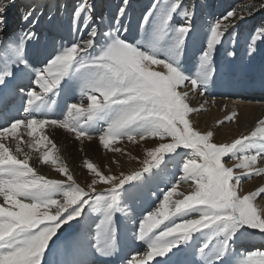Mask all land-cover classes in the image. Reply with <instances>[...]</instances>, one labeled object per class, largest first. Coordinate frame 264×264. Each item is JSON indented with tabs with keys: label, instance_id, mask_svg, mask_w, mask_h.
Returning a JSON list of instances; mask_svg holds the SVG:
<instances>
[{
	"label": "snow or ice",
	"instance_id": "6c2138e0",
	"mask_svg": "<svg viewBox=\"0 0 264 264\" xmlns=\"http://www.w3.org/2000/svg\"><path fill=\"white\" fill-rule=\"evenodd\" d=\"M128 4L129 0H122L112 25L105 29L90 24L93 6L81 0L72 14L73 29L81 39L51 51L38 46L29 50L36 39L30 29L39 22L33 11L22 16L29 30L15 40L6 35L8 7L0 5V264H43L50 241L66 225L65 231L74 233V238L64 264H90L86 253L112 264L111 258L121 251L124 218L130 215L123 204L160 185L165 190L158 208L142 214L128 229L132 244L139 241L147 250L126 264H149L157 257L164 259L156 264H264V251L237 250L246 239L258 237L264 242V203L260 202L264 186L240 194L246 179L264 176V167L258 166L264 161V119L250 134L221 144L211 142L213 132L201 133L190 119L199 111L190 106V93L203 96L210 84L221 83L223 69L213 57L222 51L217 46L225 33L236 26L226 22L245 17L227 11L207 26L205 36L194 19L197 4L163 0L143 13L137 25L142 36L135 39L124 22ZM259 7L264 8V3ZM178 9L184 23L173 25ZM254 10L256 5H249L247 14ZM85 29L87 38H83ZM256 31L264 35V27ZM193 49L199 53L198 63L196 53L189 56ZM76 89L80 103L68 105L64 119L51 118L49 94L67 97ZM17 90L22 93L21 117L11 116L7 108ZM236 115L233 111L228 119ZM101 123L106 127H94ZM45 125L75 132L77 139L91 140L98 133L106 149L125 139L158 138L160 143L147 152L142 171L130 175H105L85 161L93 175L81 187L65 165L57 164L58 157L52 158L51 150L42 154V160L47 164L51 159L64 180L46 179L29 166L18 129L23 126L30 137L28 147L55 150L43 135ZM9 138L17 141L15 151L5 143ZM170 163L181 173L178 178L164 175ZM100 184L105 187L97 192ZM182 184L189 185V194L177 191ZM174 195L182 198L172 200ZM93 212L96 219L90 215Z\"/></svg>",
	"mask_w": 264,
	"mask_h": 264
},
{
	"label": "bare ground",
	"instance_id": "6f19581e",
	"mask_svg": "<svg viewBox=\"0 0 264 264\" xmlns=\"http://www.w3.org/2000/svg\"><path fill=\"white\" fill-rule=\"evenodd\" d=\"M31 1H34V3H30ZM0 0V5H6L8 7L7 11V17H8V29L6 35H11L12 38L15 40L16 37H18L23 31H27L30 29V26L26 24L22 20V16L28 12L33 11V16L37 14L39 18V22L35 25V27H31L30 30L34 31L36 33V39L31 42L29 45V50H33L35 47V44L40 43L41 49H47L48 51H51L53 47H56L57 49L61 48L62 46L66 45L68 41L73 42L76 39H81V35L74 31L73 24H72V13L70 14L68 10H71V5H68L66 7L67 10H65V19L68 20L65 22L63 26H58L57 24H61L59 20L53 16L54 8H56V0ZM25 2L26 4H24ZM44 2V3H43ZM49 4H48V3ZM28 3V4H27ZM66 5V4H64ZM64 7V6H63ZM100 9L97 8V10L92 11L94 15H91L90 24H97L104 27H109L112 25L113 20L117 14V9L114 11L115 16L113 18H110V13L106 11L105 13L100 14ZM47 13V15H40ZM52 13L51 15H49ZM91 13V14H92ZM87 13L82 14L80 18V22L82 23ZM105 15L107 17V22L103 21L102 24H99V21H95V18L97 17H104ZM36 16V17H37ZM69 16V18H68ZM35 17V16H34ZM51 18V19H50ZM71 22H70V20ZM132 30V35H135L134 29L131 27V24H128ZM86 29L84 30L83 38L86 37ZM123 34V33H122ZM40 38V39H39ZM68 45V44H67ZM38 46V45H37ZM37 67H40L42 65H36ZM27 83V82H25ZM258 85V86H256ZM190 86V85H189ZM241 86V85H240ZM254 88H250L249 85L237 87V85L234 86H227L222 87V91H220L221 96L231 97L227 100H205L200 95H197V93H190L189 95V104L191 107H195L199 109V111H203L202 113L198 114L199 111L192 113L190 115V119H192L195 123L196 129L199 130H212L213 137L220 141V143L227 141L228 139H236L242 135H248L251 131L255 130L258 121L261 119H264V102L259 104L255 100H243V98H240V96L244 94L245 90L250 89H259L254 92H250V95L255 96L256 92L264 93V84H259V81L256 80L254 83ZM39 90V89H37ZM255 98V97H254ZM256 99V98H255ZM55 100L56 103L52 104L51 101ZM87 102L86 100L84 103ZM71 103H80V95H79V89H76L71 95L65 97L63 95L52 97L50 95L49 100V113L48 115L51 118H65L67 116V107ZM59 108V111L57 112L55 109ZM11 113H15V109H10ZM235 111L237 113V116L233 118L232 122L228 117L231 116V113ZM83 122V121H82ZM222 122V123H218ZM227 122H229L227 124ZM88 127L87 124H85V127ZM96 128L104 127L101 126V124L94 125ZM19 133H22L21 139L19 141L22 151L27 153L30 157L29 159V166L33 167L36 172H46L51 171L50 174H53V168H51L53 165L52 160L50 159L49 162L46 164L47 166L42 165V154L45 151H52L53 152V159H56L57 156L60 157V162L65 163L69 171L72 173L74 178L80 179V184L83 183V181L87 182L89 181V174H92L88 172L86 168L85 161L93 163L95 166H97L103 174H117L123 172V170H127L131 168L133 163V159L136 155H139L142 151L136 147V143L127 144L128 146L125 147V151L129 152L128 156H125L124 154H120L121 152L114 151L115 146L109 145V148H104L103 144H101L100 140H89L87 137L76 139L75 134L73 132L69 133L67 130H64L62 128H59L57 126H51V125H45V128L43 129V135L47 136L48 139H50L53 143L56 145V149L52 150L51 146L50 148H47L48 146H41L39 150L33 149L28 147L27 141H29L30 137L27 136L25 129L23 130L18 129ZM98 134V133H93ZM37 135H40L38 133ZM99 136V135H98ZM29 138V139H27ZM94 138V136L92 137ZM150 139V138H149ZM14 141V140H13ZM11 141V138H9L7 141H5L6 144H8L13 151H15V147L17 144L16 142ZM123 140L116 141V143H119ZM127 142L126 140H124ZM129 142V141H128ZM155 141L148 144V146H152ZM126 145V144H125ZM131 145V146H130ZM47 148V149H46ZM34 150V151H32ZM115 152V153H114ZM120 154V155H119ZM20 159H23L24 157L21 155L19 157ZM57 160V162H59ZM44 163V162H43ZM259 167H264V161H262L260 164H258ZM48 173V172H47ZM49 174V175H50ZM255 179L252 181L253 185L252 187L257 188L264 186V176H254ZM77 180V181H78ZM87 184V183H86ZM83 183V185H86ZM0 203H3V198L0 197ZM253 240V238H251ZM257 240V239H255ZM258 241V240H257ZM255 242V241H254ZM259 242V241H258ZM260 244V243H259ZM121 251L120 255L127 250H131L132 252H137V254L134 256L137 259H139L142 255L141 251L143 252L146 249V246H144L141 242L136 241L133 245L130 239V236L126 235L124 232L121 234ZM264 249V245L261 246ZM50 250H54L55 246L50 245ZM247 250V249H246ZM140 252V253H139ZM140 256V257H139ZM85 258L92 262L94 260L99 259L98 257L93 256L91 253H86ZM129 257H127L124 261V264H126V260ZM66 259V254L64 253L58 260V264H64V261ZM156 259L149 262V264L156 263Z\"/></svg>",
	"mask_w": 264,
	"mask_h": 264
},
{
	"label": "rangeland",
	"instance_id": "374dc122",
	"mask_svg": "<svg viewBox=\"0 0 264 264\" xmlns=\"http://www.w3.org/2000/svg\"><path fill=\"white\" fill-rule=\"evenodd\" d=\"M255 1L257 0H237V1L236 0H180V3L182 6H190L193 3L199 6L197 8V17H194V19L196 20V23L205 30V36H206L207 26H209L210 23L214 21L217 17L221 16L222 14H226L227 11L235 10L238 16L243 15L245 17L244 20H231V21L226 22V23H234L236 26L235 28H229L228 32L225 33L224 37L222 38L221 45L217 46L218 48H221L222 51L218 55L214 54V57H213L214 62L223 69V71L221 72V83L216 84V85L210 84L209 91L205 93V95L203 96L200 95L205 100H210V101L215 100V99L216 100H223V99L227 100L228 98H231V97H226V96L222 97L219 91L215 92V88L222 89V87L223 86L226 87V85L232 86V85H238V84H242V85L244 84L245 86L251 83L250 80L252 81L255 79L259 81V78L264 83V78H262L264 75V71H261V69L264 68L263 66L264 64V35H260L256 31L258 28L264 27V8H260L256 6V10L253 11V14L251 16L247 14V9L249 5L254 4ZM259 1H258L259 4L264 3V0H259ZM32 2L34 3V1H31L30 3ZM48 2L50 3V0ZM80 2L81 0H56V4H55L56 8H54L55 10L52 13H54L53 16H55V18L59 20L61 23V24H57L58 26H63L65 22L68 21L65 19L66 17L64 13L65 10H67L66 7L68 5H71L72 8L71 10H68V12L70 14L71 13L73 14L76 6ZM86 2L90 3L93 6V11L97 10V8L100 9L101 10L100 14L101 13L106 14V11H108L110 13V18H113L115 16L114 11L116 9L118 10V8L122 4V0H86ZM154 2H158L162 4L163 0H129V4L127 5V14L125 15L124 22L126 24H131V27L134 29V32L137 34L135 35V39H141L142 34L140 33V31L137 29L136 26L138 25V22L142 19L143 13H145ZM23 3L26 4L25 2ZM180 10L181 9H178L177 13L173 15V20L170 22L171 24L179 25V24L184 23V18L179 15ZM52 13H50L49 15H51ZM37 14L38 13H36L34 16L36 17ZM40 15H47V13L40 14ZM91 15H94V13H92ZM95 21H99V24H102L103 21L107 22V17L106 15H105V18L97 17L95 18ZM130 22H134V27L132 26V23ZM102 27H103V24H102ZM104 28L107 29V27H104ZM71 43L72 42L68 41L66 45L67 44L70 45ZM37 45L38 47H40L39 42L38 44H35V46ZM205 46H206V40H205ZM250 49H255V51L250 53ZM228 52L235 53V56L234 57L228 56L227 55ZM193 53H196L195 49H193L192 52L189 53V56L191 57ZM196 55H197V63H198L199 53H196ZM229 61H232V63L230 64ZM153 67L156 68L157 66H153ZM157 70H159V68H157ZM252 70H254L253 73H251ZM255 71L256 72L259 71V72L255 73ZM197 95L199 94L197 93ZM257 102L259 104L263 103L262 101H257ZM86 103L87 102H85V104ZM203 111L201 112L199 111L198 114L202 113ZM55 119L62 120L63 118H55ZM232 120L233 119H231V122ZM229 122H227V124ZM101 126L106 127L102 123H101ZM23 128L24 127L21 126V130H23ZM199 131H201V133H206L210 130H205V131L199 130ZM73 134H75V132H73ZM98 135L99 134H95V135L93 134L94 138H92V140H99ZM234 140L235 139L231 138L222 143H231ZM11 141L13 140L11 139ZM126 141L127 142L123 140L119 143H116V141H114L111 143V145L114 144L115 148L116 147L120 148L121 155L126 153L124 155L128 156L130 151L126 152L125 147L128 146L127 144H131L133 142H130V141L128 142V140ZM153 141H155L154 142L155 144H153L152 146H148V144ZM13 142H16V141H13ZM165 142H168V141H165ZM211 142L221 144L220 141L214 137H212ZM134 143H136L138 146L136 147V149L139 148L142 152L139 155L135 156V158L133 159L134 165H132L131 168L127 170H123V172L117 173L115 175H130L137 171H142V168L144 166L143 162L146 159H148L147 152L152 150L154 147H158L160 141L158 138L156 139L150 138V139H146V140L134 142ZM55 146H58V145L55 144ZM47 148H50V146H48ZM178 151L183 152L186 150L180 149ZM59 159L60 157H58V160ZM166 159H167V156H166ZM224 159L228 160L230 158L225 157ZM41 162H42L41 163L42 165L47 166L45 163H43V160ZM57 164H63L68 168V166L65 163H61L60 160L59 162H57ZM51 166H52L51 168H53V172H52L53 174H50L51 171L50 172L41 171V172H36L37 175L44 176L46 179L64 180L65 176L56 171V165H51ZM236 171L237 173H239V170H236ZM180 174L181 173L178 171V168L174 164H171V163L168 165V167L164 171V175L173 177V178H178ZM92 175L93 174H89L88 176L89 181L87 182L83 181V183L85 184L89 183L92 178ZM105 175H108V174H105ZM110 175H114V174H110ZM254 179L255 177H253L252 179H246L243 182L242 188L240 189L241 195L247 194L249 190L256 189L252 187L253 185L252 181H254ZM77 180L78 179L76 178V182L81 187H86V185L84 186L83 183L81 184L79 183L80 179L78 181ZM104 187L105 186L103 184L98 185L97 192L102 191ZM164 190H165V185H160L159 188L153 186L149 188L148 190L139 193L134 199L124 203L123 207L128 209L130 215L124 218L127 223V227L122 232L130 236L131 234L128 231V229L133 227L134 221H136L142 214L146 215L148 211H155L158 208L159 203L162 202V193ZM177 191L183 192L185 194H189L191 189L188 184H182L180 187H178ZM181 198H182L181 196H177V195H174L173 197H171L172 200L181 199ZM258 201H259V198H258ZM260 202L264 203V201H260ZM91 217L93 219H96V215L95 217L91 215ZM193 218H197V217L194 216ZM172 219H177V218L173 217ZM167 222L168 221H165V223ZM67 228L68 226L66 225L65 228L61 229L60 232L57 233L56 237H53V241H50L51 245L55 244V249L52 250L51 253H50L51 251L50 248L46 250L43 264H47L48 262H50V260L51 261L57 260L59 258L58 257L59 254H61L60 256H62L63 253L65 254L67 253L68 248L74 238V233L65 231V229ZM194 235H199V233H195ZM254 239H257L261 245H264V242L260 241L258 237L253 238V240ZM249 245L250 244L246 246L244 243H242L241 245H238L237 250L244 251V248L248 247ZM140 256L142 257L141 254ZM157 258H160V257H157Z\"/></svg>",
	"mask_w": 264,
	"mask_h": 264
},
{
	"label": "trees",
	"instance_id": "16d2710c",
	"mask_svg": "<svg viewBox=\"0 0 264 264\" xmlns=\"http://www.w3.org/2000/svg\"><path fill=\"white\" fill-rule=\"evenodd\" d=\"M258 1H259V0L255 1L254 4H255L256 6L259 7V5H260L261 3L259 4ZM259 2H260V1H259ZM258 4H259V5H258Z\"/></svg>",
	"mask_w": 264,
	"mask_h": 264
}]
</instances>
